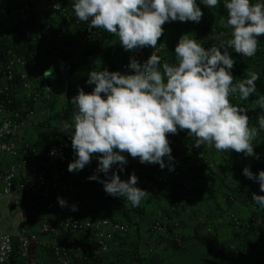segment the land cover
Masks as SVG:
<instances>
[{
  "label": "built area",
  "instance_id": "2783aa9c",
  "mask_svg": "<svg viewBox=\"0 0 264 264\" xmlns=\"http://www.w3.org/2000/svg\"><path fill=\"white\" fill-rule=\"evenodd\" d=\"M5 1L7 0H0V29L4 28ZM18 1L20 5L15 10V16L20 20L19 31L9 44L0 46V159L10 160L5 167L0 164V207L2 204L8 207L13 202L17 211L16 220L20 223L36 219L43 213L53 214L54 217L42 218L38 233L14 235L12 232L0 231V264H34L32 252L36 247L49 253L57 264H100L102 257L108 254L112 242L127 236L133 225L109 218L84 221L70 210V183L80 170L68 171V164L75 159V154L69 134L61 132V129L65 122L71 124L72 121L65 111L57 114L52 112L51 88L33 87L27 71L36 64L38 47L41 44H48L52 35H56L58 40L62 38L61 33L54 32L55 24L75 27L78 43L88 50L95 46H104V30L93 28L89 31L87 23L75 17L71 1ZM252 2L257 3L260 0ZM57 3L58 9L54 7ZM224 3L225 0H219L221 6H224ZM226 20L227 16L222 24L209 22L201 33L191 38L197 39L206 49L213 45L219 47L222 40L231 38L232 29L226 27ZM23 23L27 26L23 27ZM166 26L167 23L163 28ZM258 41V50L252 57L242 56L235 53L234 49L228 48L235 61L231 70L235 78L234 83L247 78L250 72H257L259 79L264 77V36L258 37ZM175 46L168 49L158 44L156 49L126 51L120 62L102 63L100 71L107 69L110 72L131 74L127 67L130 58L143 63L153 51L161 58L162 63H175ZM106 49L105 55L112 58L118 52L115 45H107ZM1 80L4 83H1ZM16 91L21 92L20 98L13 94ZM258 96H250L248 100L241 101L238 94H233L230 100L234 105L245 107L251 126L259 129L254 106ZM39 101L44 102L46 114L55 118L58 126L53 140L45 147L19 136L21 130L35 120L34 105ZM259 136L264 139V130L258 132L253 142L254 152ZM168 140L173 160L169 162L166 156L164 161L166 165L171 164L173 170L170 171L167 166L165 168L170 174H175V177L171 182H166L159 164L147 163L148 175L137 187L146 190L148 194H154L159 200L168 202L170 214L157 217L151 223L149 232L157 238H169L178 250L183 251L188 245V240L180 231V217L187 213L193 193L217 174L215 163L206 156L208 150L217 151L214 147L195 148L187 130H180L175 135L169 134ZM230 152L237 158L245 157L243 169L249 167L254 175L264 170V163L256 156H245L232 150ZM93 159L98 166L97 158L94 156ZM141 165L127 163L124 165V172L120 173L121 178L129 177L133 173L137 175ZM97 166L88 169V178L95 173ZM117 167L118 165H113L112 170ZM96 174L102 179L105 178L103 173ZM241 179L239 185L225 181V188L219 199L223 204L239 203L247 209L249 216L246 220L233 213H227L223 217L224 225L233 231L237 240L246 242L242 247L224 245L219 235L202 217L196 218L202 230L201 241L211 252L214 264H238L246 253L250 252L254 256L252 264H264V250L261 248V237L257 232L260 227L264 228L260 214H264V208L259 207L251 198L253 193L264 195V192L260 191L257 181L243 174V170ZM57 197L66 201L65 207L59 205ZM57 231H60V238L57 240L46 241L39 237L56 234ZM249 242L252 245H249ZM130 264L140 262L133 259Z\"/></svg>",
  "mask_w": 264,
  "mask_h": 264
},
{
  "label": "clouds",
  "instance_id": "9594fccd",
  "mask_svg": "<svg viewBox=\"0 0 264 264\" xmlns=\"http://www.w3.org/2000/svg\"><path fill=\"white\" fill-rule=\"evenodd\" d=\"M207 8L218 6L219 0H202ZM58 9L59 4L54 5ZM75 17L93 28L118 37L125 51L157 48L167 22L199 23L204 15L197 0H73ZM226 27L231 38L220 46L205 48L188 33L180 36L175 46V63L161 62L153 51L140 63L130 58L131 74L119 71L93 70L89 73L91 92L78 89L71 98L76 111L72 123L65 122L61 132L69 134L75 159L68 171L82 170L95 156L98 166L89 177L102 183L113 197H126L132 206H139L148 192L137 187L133 173L122 180L129 154L140 163L159 164L173 170L169 134L187 130L195 148L205 146L217 152L243 153L256 156L254 140L264 130V114L257 117L259 129L250 126L247 109L234 105L230 97L238 94L246 101L256 92L257 72L234 83L235 61L228 48L245 57L256 54L258 37L264 36V0H225ZM116 42H113L115 44ZM255 103L264 110V96ZM113 165H118L116 170ZM111 172V175L109 173ZM96 173H103L100 179ZM243 174L259 183L264 192V170L254 175L249 167ZM252 200L264 208V195L252 194ZM61 207L66 201L57 197ZM71 211H77L72 205Z\"/></svg>",
  "mask_w": 264,
  "mask_h": 264
},
{
  "label": "crops",
  "instance_id": "0c3cea01",
  "mask_svg": "<svg viewBox=\"0 0 264 264\" xmlns=\"http://www.w3.org/2000/svg\"><path fill=\"white\" fill-rule=\"evenodd\" d=\"M68 1L73 2V0ZM18 5H20L18 0H7L3 3V6L6 9V14L3 16L4 28L0 29V46L9 44L19 29L18 25L20 24V20L15 16V10H17ZM198 5L204 13L199 23L191 21L167 22V26L164 28V34L158 41V44H162L170 49L177 45L181 35L188 33L190 37L196 36L202 32L209 22H214L216 20L218 24H222L225 21L226 17H217V14L212 12L213 8H207L201 3ZM26 26L27 25L23 23V27ZM54 32L61 33L62 38L58 40L56 39V35H52L51 41L48 44H41L38 47L37 62L34 66L28 69L27 74L29 82L33 87L45 88L50 86L53 94L52 112L57 114L68 109V114L72 121L73 113L76 109L71 104V98L78 94L79 88H83L85 92H91L94 88V85L86 83L89 73L93 70L100 71L102 63L115 64L120 62L124 58L126 51L119 44L118 37L104 31V46H102V49L107 50V45H115L118 52L113 58L110 56H103L95 59L90 56L88 52H85V48L78 43V34L75 27L57 23L55 24ZM113 42L116 43L113 44ZM76 44L79 45V47H77ZM150 48L151 47H147L145 49ZM53 76H55V78L52 82L50 77L52 78ZM50 82L51 84H49ZM1 83L4 82L1 80ZM13 94L17 96V98H20L21 96L20 91H16ZM254 106L258 116L264 114V110H262L256 103H254ZM34 109L35 120L26 125L24 129L21 130L19 136L38 146L45 147L51 143L58 130L57 121L55 118L46 114L43 101L37 102L34 105ZM260 140L264 144L262 136L258 137V142ZM255 149V154L259 157L258 159L264 163V145L258 143V146ZM122 154L126 156L128 164H142L139 162L138 158L133 159L127 153ZM219 155H222L226 160L221 159V156ZM219 155L214 152L207 153V159L215 163L217 175L210 180L205 181L193 193L189 200L187 213L180 217V231L190 244L188 250H178L176 247L169 245L165 241L149 243V240H147L148 244H146L145 240V243H143L142 240L147 236L146 234L140 236L139 240L136 238L134 239L131 236H126L125 238L117 239L112 242L108 254L102 257L100 264H130L133 259L140 262L139 257L144 259L143 262L148 263L147 259H151V256L158 261L159 264L167 262L177 264V257L185 254L195 258L198 257L206 264H214L209 249L200 246L202 230L196 222V218L199 216L204 219L205 223L212 225L224 245H236L237 247H242L244 240H237L233 231L224 225L223 217L227 213H233L246 220L248 217L246 207L241 204H223L219 197L223 190V185H225V181L231 182V184L235 185L238 183L240 184L242 181L240 176L242 175L246 159L245 157L238 156V158L234 160V154L230 151L222 152ZM9 162L10 160L8 159H0V164L3 167L7 166ZM146 164L147 163H143L141 165V168L136 175L138 177L137 186L141 184L144 178L148 175ZM96 166L97 163L92 158L91 163L80 170L79 174L73 178L70 183V203L71 206H77L78 210L75 211V214L81 220L89 221L98 217H104L121 222L129 221L138 228V232L140 233L142 230H149L151 223L157 217H166L170 214L168 202L165 200H159L151 193L141 200L138 207L143 210L144 214L137 217V215H134V213L129 210L128 204L130 202L126 197L122 198L117 196L116 199H111L105 195L106 192L104 191L102 183L88 178V169ZM227 166L230 168L228 169ZM231 166L234 168H231ZM162 170L166 182H171L175 177V174H170L166 168H163ZM223 174L225 175L224 179L223 176H221ZM128 178L129 177H122L121 179L128 180ZM100 179L102 180L101 177ZM223 180L224 184H222ZM7 209H9V206ZM16 212L15 206V210L12 212V220L15 222L11 221L8 223L11 230H15L18 223L16 220ZM43 214L46 215L50 213ZM260 214L264 216L262 212ZM52 215L49 217H52ZM257 232L260 234L262 240H264V228L260 227ZM59 233L60 231H57L56 234L43 235L42 239L46 241L57 240L60 238ZM149 245L153 249L151 250L152 252H149ZM197 248L200 249V253L196 250ZM134 255L137 257H133ZM253 261L254 256H252V253L250 252L246 253L244 258L239 261L238 264H252ZM48 262L52 264L50 259H48Z\"/></svg>",
  "mask_w": 264,
  "mask_h": 264
},
{
  "label": "rangeland",
  "instance_id": "374dc122",
  "mask_svg": "<svg viewBox=\"0 0 264 264\" xmlns=\"http://www.w3.org/2000/svg\"><path fill=\"white\" fill-rule=\"evenodd\" d=\"M65 1H68V0H65ZM76 46L79 47V45H77V44H76ZM260 96H264V95H259L257 98H259ZM258 143L264 145L261 140ZM208 152H214V151L213 150H210V151L208 150L206 152V155H207ZM214 153L217 154V155H219L222 152H214ZM219 156H221V159H225L222 155H219ZM233 156H234V160H236L237 159L236 155L234 154ZM232 160H233V158H232ZM227 168L229 169L230 167L227 166ZM239 175H240V172H239ZM221 176H223V179H224L225 175L223 174ZM222 184H224V180H223V183ZM237 185H239V183ZM224 188H225V185H223V189ZM222 192H223V190H222ZM105 195H106V193H105ZM237 204L240 205L239 203H237ZM128 208H129L130 211H132L134 213V215H137V217H140V216H142L144 214L143 213V210L140 207H138V206L134 207V206H132L131 203L128 204ZM9 209H7V206L5 204H2V206L0 207V231H3V232H12L14 235L38 233V230H39V222L41 221V219L44 218V217H49V216L52 215V214H46V215L45 214H41L36 219H31V220L27 221L26 223H20V222H18L17 225H16V229L15 230H11L10 229V225H8V223L11 222V221L15 222L14 220H12V218H13L12 212L15 210V204L13 202L10 203ZM246 211H247V209H246ZM98 218H104V217H98ZM262 218H263V226H264V216H262ZM126 222H128L130 225H133L132 228L130 229L131 231H130V233H128L127 237L131 236L132 238H134V239L136 238V239L139 240L140 239V236L146 234L147 236L144 237V239L142 240L143 243H145V240H146V244H148L147 240H149V243H155V242L165 241L169 245L175 247V245L172 243V241L169 238H166V237L165 238L164 237L163 238L154 237L149 232V230H142L139 233L138 232V228L135 227V225L133 223H131L129 221H126ZM210 226L212 227V225H210ZM39 237H40V239H42L43 238V235H39ZM260 241H261V248L264 250V240H262V238H261ZM200 243H201L200 246H202L203 248H205V245L202 243L201 239H200ZM244 243H246V242H244ZM189 247H190V244L188 242V245H187V247H186V249L184 251L188 250ZM150 248H151V246L149 245V250H150ZM151 250H153V249L151 248ZM196 250L200 253V249L199 248H197ZM147 251H148V249H147ZM150 252H152V251H150ZM137 254H138V252H137ZM150 254H152V253H150ZM177 258H178L177 264H206L203 261H201L198 257H196V258L195 257H191V256H188L186 254L183 255V256L177 257ZM32 259L34 260V264H50V262H48V259H50L52 261V264H57L55 262L54 258L49 253H47L46 251H44V250H42V249H40L38 247H36L33 250V252H32ZM139 260H140V264H159L158 261H156L155 259H153L152 256H151V259L150 258L147 259L148 263L143 262L144 259H141L140 257H139ZM17 264H20V262H17ZM164 264H171V263H168L167 262V263H164Z\"/></svg>",
  "mask_w": 264,
  "mask_h": 264
},
{
  "label": "trees",
  "instance_id": "16d2710c",
  "mask_svg": "<svg viewBox=\"0 0 264 264\" xmlns=\"http://www.w3.org/2000/svg\"><path fill=\"white\" fill-rule=\"evenodd\" d=\"M197 1H198V4L199 3L202 4V0H197ZM212 12H215L217 14V17H222V16L226 17L227 16V10H225V7L221 6L220 4H218V6H216V7H214ZM214 23H218V22L215 20ZM17 31H19V29ZM103 36H104V34H103ZM84 50H85V52H88L90 54V56L94 57L95 59L97 57H101V56L106 54L105 51L102 49V47H98V46L91 48V50H88L86 48ZM257 95H264V77L262 79H258L256 81V92L254 94H252L251 96H253V98H254ZM65 113L68 115V109L65 110ZM106 195H107V197H109L111 199L112 198L116 199V197L110 196L107 193H106ZM125 237L126 236L121 237V238H125ZM121 238H119V239H121ZM250 244H251V242H249V245Z\"/></svg>",
  "mask_w": 264,
  "mask_h": 264
},
{
  "label": "water",
  "instance_id": "95a60500",
  "mask_svg": "<svg viewBox=\"0 0 264 264\" xmlns=\"http://www.w3.org/2000/svg\"><path fill=\"white\" fill-rule=\"evenodd\" d=\"M54 78H55V76H53L52 78L50 77V79H51L52 82H53V79ZM49 84H51V82ZM48 87H50V86H48Z\"/></svg>",
  "mask_w": 264,
  "mask_h": 264
}]
</instances>
